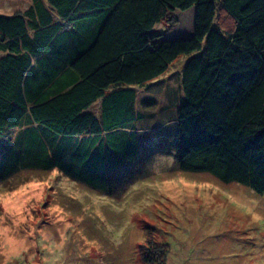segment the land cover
<instances>
[{
  "label": "trees",
  "instance_id": "1",
  "mask_svg": "<svg viewBox=\"0 0 264 264\" xmlns=\"http://www.w3.org/2000/svg\"><path fill=\"white\" fill-rule=\"evenodd\" d=\"M189 9L190 33L170 36ZM143 88L175 116L177 169L264 191V0H30L0 14V172L101 183L137 156Z\"/></svg>",
  "mask_w": 264,
  "mask_h": 264
},
{
  "label": "rangeland",
  "instance_id": "2",
  "mask_svg": "<svg viewBox=\"0 0 264 264\" xmlns=\"http://www.w3.org/2000/svg\"><path fill=\"white\" fill-rule=\"evenodd\" d=\"M29 4L0 0V14ZM175 15L173 36L188 35L193 10ZM143 90L139 97L153 101L137 103V156L115 173L104 170L101 183L96 172L86 182L55 168L0 172V264H146L149 245L167 251L152 264H264V191L177 169L175 116L163 93Z\"/></svg>",
  "mask_w": 264,
  "mask_h": 264
},
{
  "label": "crops",
  "instance_id": "3",
  "mask_svg": "<svg viewBox=\"0 0 264 264\" xmlns=\"http://www.w3.org/2000/svg\"><path fill=\"white\" fill-rule=\"evenodd\" d=\"M174 34H177V33L173 31V32L170 34V36L175 37V36H173Z\"/></svg>",
  "mask_w": 264,
  "mask_h": 264
}]
</instances>
